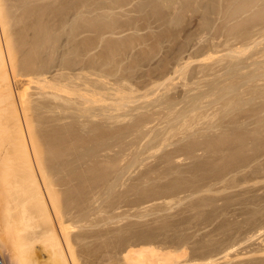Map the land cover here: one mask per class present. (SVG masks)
Listing matches in <instances>:
<instances>
[{"label": "rangeland", "instance_id": "374dc122", "mask_svg": "<svg viewBox=\"0 0 264 264\" xmlns=\"http://www.w3.org/2000/svg\"><path fill=\"white\" fill-rule=\"evenodd\" d=\"M14 1L17 10H14L17 12L14 19L19 24L17 22L14 29L17 32L13 31V36L17 34L14 38L22 40L23 44L14 40V43H19L17 48L23 51V55L24 51L30 54L31 49L32 55L29 56H36L37 65L41 63L40 60L43 62L41 65H46L44 61H47V68L43 66L46 68L44 75L47 80L54 79L58 83L61 78L63 84L68 81L69 85L76 84L81 88L76 89L73 85L69 88L65 83L63 86L72 91L71 95L60 92L63 87L61 85L59 90H53L54 94H62L66 99L60 95L62 100H59L57 94L58 100L56 97L48 98L51 101L47 105L52 106L47 107L49 126L46 131L53 136L60 132L56 137H60L57 139L61 140V147L79 153L77 157L80 158L81 167L92 166L90 168L93 172L89 168L88 172L93 176L92 185L98 190L92 188L94 192L100 191L95 193L96 196L94 194L95 201L97 196L100 198H97L96 209L99 210V201L102 199V203L105 195L109 200H104V204L108 206L109 203L111 206L108 208L102 203L100 209L104 206L105 210L109 209H103V212L109 211L108 218L111 214L114 220L115 217L123 218L118 219L124 225L127 219V226L137 217L138 222L141 215L148 216L144 220L148 219L146 222L149 224L156 225L158 220L164 222H160V225L158 223L160 229L157 227L154 231L156 226L146 225L145 222V227L143 217L141 225L145 228L137 223L135 226L140 225L141 229L136 226L129 231L123 225L124 230L115 229L119 231L117 234L112 227L118 225V221L108 220L103 215L105 213L99 210V214L95 210L97 212L94 211V217L99 218L96 221L107 219V226L113 230L103 233H112L110 237L116 234L112 237L114 239L104 235L114 247L108 246L107 238L95 234L94 252L102 255L100 259L94 253V256L97 255L95 258L100 259L97 262L123 264L124 251L128 245H140L139 242L146 244L145 241L153 244L154 241L155 246L164 250L171 247L174 250L184 248L188 253L186 259L179 260L177 264H197L206 260L211 264H264V0H200L202 3L199 0H194L196 3L193 0ZM244 7L246 10L251 8L254 14L243 10ZM55 24H59L60 28ZM51 25L59 28L57 32ZM48 26L51 27L50 31ZM42 27L46 30L43 33ZM24 44L28 51L23 48ZM29 56L26 54L25 57L29 59ZM31 63L28 64L32 67L30 69L35 70L36 63L33 66ZM64 78L70 79V82ZM34 85L32 92L35 91ZM88 88L92 96L88 95L89 92L85 95ZM79 95H82L81 98ZM66 101L77 102L73 103L80 106L83 104L86 109L78 111L77 108L82 107L73 106L70 102L64 104L72 106L69 112L62 104ZM75 107L77 111L74 112ZM87 108H90L89 111ZM55 111H62L61 116L66 118L58 121L51 119L57 116ZM56 126L61 127L59 132ZM86 162L88 165H85ZM104 165L108 167L105 169ZM100 169L103 173L108 169L105 176L102 173L104 177ZM84 173L81 181L85 178ZM168 201H173L172 205L169 203L171 207H180H167ZM114 205L116 207L112 208ZM126 212L132 220H128L130 218ZM164 212H169L167 216L170 213L173 216L174 213L179 214V218L175 214L173 219L176 221L178 218V221L184 223L175 222L172 216L168 217L169 220L164 217ZM122 213L127 217L124 218ZM99 215L106 219L103 220ZM150 218L155 222L150 220L151 223ZM109 221L116 223H111L112 226ZM171 221L173 224H170ZM105 222H99L104 225L101 228L99 223L94 228L107 227ZM122 222L119 223L120 228ZM119 226L116 228L119 229ZM150 227L155 228L150 230ZM157 233L167 235L164 238V234L158 236ZM104 242L108 243L109 248L105 247Z\"/></svg>", "mask_w": 264, "mask_h": 264}, {"label": "bare ground", "instance_id": "6f19581e", "mask_svg": "<svg viewBox=\"0 0 264 264\" xmlns=\"http://www.w3.org/2000/svg\"><path fill=\"white\" fill-rule=\"evenodd\" d=\"M167 1V0H166ZM197 1V0H196ZM213 1V0H212ZM254 1V0H253ZM262 1V0H261ZM185 2V1H184ZM193 2H195L193 0ZM200 2V0H199ZM197 2V3H199ZM204 2V1H203ZM14 3H16L14 0H0V264H113L112 262H97V255L98 253H96V251L94 252L95 248H94V239H96L95 237H97L96 235H110L107 232L109 230H112L111 227L109 228L108 225V221L107 219L112 221L113 219V215H109L108 216V212L107 209L111 206L108 203L105 205L104 204V200L108 202V197L104 195V197H107L104 199L103 198V205H105L106 207H108L105 210V206L103 207V209L105 210L103 212V209L101 210L100 207L102 208L103 205H101V200L99 201V210H101L104 215V217L106 216V218H102L103 216H101V218L106 221L104 224H106L107 227L100 229L102 226L99 222H104L102 220H97L98 217H94V211L98 210L95 207L98 203H97V198L100 199L98 196L96 199V201L94 200V194L96 192H94V189H97V187L93 184V181H91V179L93 178V176L91 177V173H89V169L90 171H92V166H86L84 167L86 171H84V168L81 167L82 165L79 164L80 162V158H78L77 156H79L77 154L76 151H71L70 149H64L63 147H61V140L59 141L60 137H56L57 134H59V129L61 127L56 126V129L58 130L59 133H55L56 135H48V132L46 131V128L49 126L48 122L49 120H47L49 117H47V103L51 100L48 101L49 99L55 98L60 100L61 98H63L62 94L61 98L60 95H58V93L56 92L54 94L53 90H59L58 88L62 87L64 84L61 81V78L59 81H57L58 83L54 82L50 79V81L54 82V84L52 82H50L49 80H47V76L44 75L45 69L47 68V61H44L46 59H44L45 57L43 56V61L44 63L46 62V68H43V64L41 65L42 60H40V58H38L37 60H40L41 63H38L37 65V61H36V56L33 55L35 57H31L29 56L31 54V51L29 50L30 54L26 51H24V55H23V51L20 48H17V46L20 44H22V40L19 41L18 39H15L17 37L14 38V36H16L17 34H14L15 26L17 25V22L15 21L16 18L15 17V12L14 10H16ZM187 3V1H186ZM196 3V2H195ZM202 3V1L200 2ZM199 3V4H200ZM256 3V2H255ZM118 4V3H117ZM169 4V3H168ZM191 4V3H190ZM194 4V3H193ZM188 5V4H187ZM195 5V4H194ZM193 5V6H194ZM197 5V4H196ZM239 5V4H238ZM242 5V4H241ZM250 5V4H249ZM247 5V8L248 6ZM257 5V4H255ZM169 6V5H168ZM172 6V4H171ZM198 6V5H197ZM201 6V5H200ZM209 6V5H208ZM207 7V6H206ZM213 7V6H212ZM243 7V6H242ZM189 8V6H188ZM202 8V7H201ZM234 8V7H233ZM239 8V7H238ZM241 8V7H240ZM250 8V7H249ZM197 9V8H196ZM205 9V7L203 8ZM236 9V8H235ZM251 9V8H250ZM246 10V8L244 7L243 10L251 11V10ZM262 9V8H261ZM147 10V9H146ZM149 10V9H148ZM210 10V9H209ZM230 10H232L230 8ZM229 10V12H230ZM256 10V9H255ZM258 10V9H257ZM263 10V9H262ZM17 11V10H16ZM79 11V10H78ZM199 11V8H198ZM235 12V10H233ZM237 11V10H236ZM238 11H240L238 9ZM253 11V10H252ZM251 11V13H252ZM204 12V10H203ZM202 12V14H203ZM207 12V11H206ZM217 12V11H215ZM242 12V11H241ZM246 12V13H247ZM259 13V10L257 11ZM261 12V10H260ZM263 12V11H262ZM209 13V12H208ZM227 13V12H226ZM232 13V12H231ZM229 13V14H231ZM238 13V12H237ZM249 13V12H248ZM247 13V14H248ZM257 13V14H258ZM241 14V13H240ZM244 14V12H243ZM254 14V13H252ZM204 15V14H203ZM234 15V14H232ZM231 15V17H232ZM239 15V14H238ZM246 16V15H245ZM250 16V15H248ZM247 16V17H248ZM213 17V16H211ZM225 17V16H224ZM242 17V15H241ZM240 17V18H241ZM246 17V18H247ZM260 17V16H259ZM263 17V16H261ZM229 18V17H228ZM249 18V17H248ZM257 18V17H255ZM264 18V17H263ZM14 19V21H13ZM212 19V18H211ZM224 19V18H223ZM250 19V18H249ZM254 19V17H253ZM238 20V19H237ZM248 20V19H247ZM246 20V21H247ZM255 20V19H254ZM260 20V19H259ZM207 21V20H206ZM212 21V20H211ZM216 21V20H215ZM226 21V20H224ZM234 21V20H233ZM14 22V23H13ZM59 22V21H58ZM68 22V21H67ZM205 22V21H204ZM208 22V21H207ZM206 22V23H207ZM210 22V20H209ZM221 22V21H220ZM231 22V21H230ZM245 22V21H243ZM16 23V24H15ZM61 23V22H60ZM238 23V22H237ZM240 23V22H239ZM19 24V22H18ZM215 24V23H214ZM56 25V24H55ZM42 25L38 26L41 27ZM59 27V24L56 25ZM74 26V25H73ZM76 26V24H75ZM74 26V27H75ZM90 26V25H89ZM203 26V25H202ZM232 26V25H231ZM239 26V25H237ZM242 26V25H241ZM52 29L55 28V26L51 25ZM50 27V28H51ZM208 27V26H207ZM206 27V28H207ZM211 27V24H210ZM248 27V26H247ZM42 33L45 28L42 27ZM48 26L47 29H49V31L51 30ZM60 28V27H59ZM59 28H55L54 30L57 32V30ZM64 28V27H63ZM241 28V27H240ZM57 29V30H56ZM71 29V28H70ZM73 29V28H72ZM231 29V28H230ZM238 28H236L237 30ZM33 30V29H32ZM76 30V29H75ZM239 30V29H238ZM14 31V32H13ZM40 30L38 29V32ZM54 31V33H56ZM48 33V32H47ZM242 33V32H241ZM123 34V33H122ZM244 34V33H243ZM47 35V34H46ZM56 35V34H55ZM58 35V34H57ZM235 35V34H234ZM233 35V36H234ZM49 36V35H47ZM38 37V36H37ZM43 37V36H42ZM41 37V38H42ZM22 38V37H21ZM44 38V37H43ZM46 38V37H45ZM202 38V37H201ZM200 38V39H201ZM231 38V37H230ZM239 38V37H238ZM67 39V38H66ZM255 39V38H253ZM19 41V43H14L15 41ZM45 40V39H44ZM47 40V39H46ZM50 40V39H48ZM75 40V39H74ZM24 41V40H23ZM41 41V39H40ZM198 41V40H197ZM251 41V38H250ZM37 42V41H36ZM118 42V41H117ZM131 42V41H130ZM252 42V41H251ZM250 42V43H251ZM255 42V41H254ZM26 43V42H24ZM29 42H27L28 44ZM39 43V42H38ZM43 44L45 42H42ZM41 43V46H42ZM16 44V45H15ZM26 44V45H27ZM37 43H35L36 46ZM48 44V43H46ZM51 44V43H50ZM54 44V43H53ZM123 44V43H121ZM225 44V43H224ZM23 45V44H22ZM39 45V44H38ZM52 45V44H51ZM22 48V46H19ZM34 47V46H33ZM40 47V46H39ZM43 47V46H42ZM41 47V48H42ZM47 47V46H46ZM50 47V46H49ZM238 47V46H237ZM236 47V48H237ZM248 47L250 48V45H248ZM248 47H246L247 49H249ZM23 48H28L24 47ZM30 48V47H29ZM40 48V53L43 54V52L41 51ZM215 48V47H212ZM240 48V47H239ZM243 48H245V46H243ZM245 48V49H246ZM18 49V50H17ZM34 49V48H32ZM39 49V48H38ZM44 49V48H43ZM53 49V48H52ZM55 49V48H54ZM124 49V48H123ZM219 49V48H218ZM244 49V51H245ZM22 52V55H20ZM24 50V49H23ZM36 50V47H35ZM51 50V49H50ZM58 50V48H57ZM56 50V51H57ZM118 50V49H117ZM192 50V49H191ZM232 50V49H231ZM234 50V49H233ZM240 50H242L240 48ZM28 51V49H27ZM39 51V50H38ZM77 51V50H76ZM236 51V50H235ZM34 52V51H33ZM32 52V53H33ZM54 52V51H53ZM75 52V51H74ZM73 52V53H74ZM234 52V51H233ZM238 52V51H236ZM246 52V51H245ZM20 53V54H19ZM39 53V52H38ZM76 53V52H75ZM74 53V54H75ZM224 53V52H223ZM222 53V54H223ZM240 53V52H239ZM242 53V52H241ZM244 53V52H243ZM29 56L28 58L30 59V57L32 59H30L31 61H29V59H27L25 56ZM66 54V53H65ZM238 54V53H237ZM32 55V54H31ZM40 55V54H39ZM38 55V56H39ZM45 55V54H44ZM67 55V54H66ZM108 55V54H107ZM23 56V57H22ZM41 56V55H40ZM47 56V55H46ZM105 56V55H104ZM111 57V55H110ZM263 57V56H262ZM49 58V57H48ZM116 58V57H115ZM188 58V57H187ZM264 58V57H263ZM27 59V60H26ZM33 59L35 60L33 62ZM42 59V56H41ZM105 59V58H104ZM200 59V58H199ZM68 60V59H67ZM108 60V57L107 59ZM33 65L38 66L37 69H39V67L43 68V69H39V71H35L36 69V65H35V70L33 68L30 69L29 67V62ZM38 61V62H40ZM70 61V60H68ZM74 61V60H73ZM109 61V60H108ZM106 61V62H108ZM250 61V60H249ZM224 62V61H223ZM69 64V62H67ZM91 63V62H90ZM222 63V62H221ZM50 64V63H49ZM72 64V63H71ZM74 64V63H73ZM253 64V63H252ZM51 65V64H50ZM49 65V66H50ZM65 65V64H64ZM182 65V64H181ZM251 65V64H250ZM66 66V65H65ZM68 66V65H67ZM62 67V66H61ZM64 67V66H63ZM62 67V68H63ZM75 67V66H74ZM212 67V66H211ZM32 68V67H31ZM83 68V67H82ZM90 68V67H88ZM257 69V68H256ZM49 70V69H48ZM83 69H81L82 71ZM89 70V69H88ZM91 70V69H90ZM89 70V71H90ZM35 71V72H34ZM92 71V70H91ZM259 71V70H258ZM47 72V70H46ZM239 72V71H238ZM237 72V73H238ZM49 73V72H48ZM88 73V72H87ZM46 74V73H45ZM77 75V74H76ZM63 76V75H62ZM81 76V75H80ZM228 76V75H227ZM52 77V76H51ZM76 77V76H75ZM90 77V76H89ZM103 77V76H102ZM168 77V76H167ZM238 77V76H237ZM49 78V76H48ZM78 77H76V79H78ZM84 78V76H83ZM106 78V77H105ZM63 79V77H62ZM65 79V78H64ZM235 79V78H234ZM57 80V79H55ZM65 80H69L70 79H65ZM61 81V84H60ZM86 84V81H84ZM32 84H35L34 86V90L32 92L33 86ZM53 84V85H52ZM223 84V83H222ZM61 85V86H60ZM67 87L69 85V83L66 84ZM73 86L77 87L76 89H79L78 86H76V84H72ZM69 85V88L72 86ZM88 85V83H87ZM90 85V83H89ZM95 85V84H94ZM122 85V84H121ZM60 86V87H59ZM65 86V85H64ZM62 87V89L60 90V92H65L66 94L68 93L69 95L70 92H72L71 90H68L67 87ZM81 86V85H80ZM92 86V85H91ZM32 87V88H31ZM104 87V86H103ZM102 87V88H103ZM106 87V86H105ZM149 87V86H148ZM218 88V87H217ZM52 89V91H51ZM81 89V88H80ZM79 89V90H80ZM87 89V88H86ZM92 89V87L90 88ZM104 89V88H103ZM48 90H50L48 92ZM73 90V88H72ZM83 90V89H82ZM102 90V89H101ZM144 90V89H143ZM231 90V89H230ZM77 91V90H76ZM91 92V90L85 92V95H87L86 93ZM59 92V91H58ZM78 92V91H77ZM76 92V93H77ZM82 93H84L83 91H81ZM89 92L88 95H91ZM114 92V91H113ZM75 93V92H74ZM72 93V94H74ZM81 93V94H82ZM94 93V92H93ZM126 93V92H125ZM58 96H57V95ZM64 94V93H63ZM67 94V95H68ZM53 95V96H52ZM55 95V96H54ZM84 95V94H83ZM94 95V94H93ZM117 95V94H116ZM244 95V94H243ZM49 96V97H48ZM66 96V95H65ZM82 96V95H81ZM81 96L79 95V97L81 98ZM92 96V95H91ZM90 96V97H91ZM52 97V98H51ZM89 97V96H88ZM89 97V98H90ZM94 97V96H93ZM98 97V96H97ZM112 97V96H111ZM69 98V97H67ZM57 99V100H58ZM63 99H66V97H64ZM71 99V98H70ZM79 99V98H78ZM84 98H82V102ZM86 99V98H85ZM107 99V98H106ZM206 99V98H205ZM229 99V98H228ZM62 100V99H61ZM75 100V98H74ZM95 100V99H94ZM93 100V101H94ZM103 100H105V98H103ZM55 101V100H54ZM81 101V100H79ZM88 100H86L85 102H87ZM63 102V101H62ZM73 106H80L78 104H74L77 102H72L70 101ZM69 102V103H70ZM95 102V101H94ZM68 103L67 101L65 103H62L65 110H67V108L72 109L71 107H67L64 104ZM68 103V104H69ZM80 103V102H79ZM60 104V103H58ZM61 104V105H62ZM82 104V103H81ZM86 104V103H85ZM93 104V103H92ZM96 104V102H95ZM89 104H87L88 106ZM94 105V104H93ZM144 105V104H143ZM142 105V106H143ZM165 105V104H164ZM231 105V104H230ZM52 106V105H50ZM49 106V107H50ZM56 106V105H54ZM53 106V107H54ZM58 106V105H57ZM85 106V105H84ZM106 106V104H105ZM62 107V106H60ZM75 107V111H77L78 109H81L82 111H84L83 109V104L80 106L82 108H77ZM93 107V106H91ZM90 107V108H91ZM104 107V106H103ZM116 107V106H115ZM119 107V105H118ZM51 108V107H50ZM77 108V110H76ZM89 108V109H90ZM49 109V108H48ZM52 109H56V108H52ZM51 109V110H52ZM57 109L59 110V108L57 107ZM61 109V108H60ZM70 109L68 110L70 112ZM74 109V108H73ZM89 109L87 108V111H89ZM108 109V107H107ZM117 109V108H116ZM155 109V108H154ZM50 110V109H49ZM48 110V111H49ZM103 110V109H102ZM105 110V108H104ZM103 110V111H104ZM118 110V109H117ZM138 110V109H137ZM141 110V109H140ZM161 110V109H160ZM63 111V110H62ZM61 111V112H62ZM67 111V113H69ZM72 111V110H71ZM80 111V110H78ZM81 111V112H82ZM86 111V110H85ZM166 111V110H165ZM210 111V110H209ZM57 112V116H55V118H51V119H56L58 120H64L63 118L66 116H61V112L59 113ZM66 112V111H63ZM91 112V111H90ZM89 112V113H90ZM115 112V111H114ZM147 112V111H146ZM175 112V111H174ZM54 113V112H53ZM66 113V114H67ZM73 113V111H72ZM85 113V112H84ZM104 113V112H103ZM50 114V113H49ZM65 114V115H66ZM86 114V113H85ZM88 114V113H87ZM169 114V113H168ZM55 115V114H54ZM76 115V114H75ZM171 115V114H170ZM178 115V114H177ZM68 116H70V113L68 114ZM67 116V117H68ZM73 116V115H72ZM112 116V115H111ZM181 116V115H180ZM216 116V115H215ZM84 117V116H83ZM88 117V116H87ZM189 117V116H188ZM74 118V117H73ZM122 118V117H121ZM132 118V116H131ZM203 118V117H202ZM125 119V118H124ZM55 120V121H56ZM108 123V122H107ZM160 123V122H159ZM54 126V125H53ZM205 126V125H204ZM105 127V125H104ZM143 127V126H142ZM103 128V127H101ZM191 128V127H190ZM105 129V128H104ZM170 129V128H169ZM174 129V128H173ZM208 129V128H207ZM52 130L54 131V129L52 128ZM103 130V129H102ZM56 131V130H55ZM54 131V132H55ZM168 132V131H167ZM172 132V131H171ZM150 134V132H149ZM59 136V135H58ZM102 137V136H101ZM59 138V139H57ZM78 138V137H77ZM129 139V138H128ZM162 139V138H161ZM165 140V139H164ZM76 141V140H75ZM87 141V140H86ZM92 141V140H91ZM145 141V140H144ZM74 142V141H73ZM78 142V141H77ZM164 142V141H163ZM75 143V142H74ZM63 144V143H62ZM163 145V144H162ZM91 147V146H90ZM91 149V148H89ZM156 149V148H155ZM154 150V149H153ZM92 151V149H91ZM124 151V150H123ZM93 152V151H92ZM151 155V154H150ZM183 157V156H182ZM120 159V157H118ZM123 159V158H121ZM180 159V158H179ZM89 160V159H88ZM177 160V159H176ZM181 160V159H180ZM92 161V160H91ZM90 161V162H91ZM107 161V160H106ZM126 161V160H125ZM89 162V163H90ZM122 163V160L120 161ZM115 163V162H114ZM87 164V162L85 163V165ZM92 164V162L90 163V165ZM110 164V163H109ZM106 164V165H109ZM112 164V163H111ZM88 165V164H87ZM84 166V165H83ZM97 166V165H96ZM101 166V165H100ZM118 166V165H117ZM122 166V164L120 165ZM162 166V165H161ZM83 169H81V168ZM99 167V166H97ZM105 169L108 167H106L105 165L103 166ZM102 168V167H101ZM103 168V170H104ZM141 168V167H140ZM114 169V168H113ZM119 169V168H118ZM83 170L85 175V178L89 181L87 183V180L84 178L82 181L81 179L83 177H81L80 172ZM102 169H100L101 171ZM102 170V171H103ZM108 170V169H107ZM106 170V171H107ZM111 170V167H110ZM122 170V167H121ZM97 171V170H96ZM99 171V172H100ZM101 173V176L104 177L106 174L104 171ZM112 171V170H111ZM93 172V171H92ZM114 172V171H113ZM117 172V170H116ZM119 172V171H118ZM89 173V174H88ZM98 173V174H100ZM103 173V175H102ZM121 173V172H120ZM124 173V172H123ZM95 174V173H94ZM112 174V173H111ZM110 174V177H112ZM90 175V176H89ZM116 175V174H115ZM83 176V175H82ZM100 176V177H101ZM122 176V175H121ZM131 176V175H130ZM81 177V178H80ZM101 177V178H102ZM107 177V176H106ZM115 177V176H114ZM113 177V178H114ZM108 178V177H107ZM116 178V177H115ZM129 178V177H128ZM100 179V178H99ZM93 180V179H92ZM105 180V179H104ZM85 181V182H84ZM91 181V182H90ZM108 181V179H107ZM100 183V182H99ZM112 183V182H111ZM109 183V184H111ZM122 184V182H119V184ZM102 184V183H101ZM116 184V183H115ZM118 184V183H117ZM118 184V185H119ZM104 185V184H103ZM108 185V184H107ZM220 185V184H219ZM94 187V189L92 188ZM96 187V188H95ZM103 187V186H102ZM110 187V186H109ZM112 187V184H111ZM121 188V187H120ZM111 189V188H110ZM98 190V189H97ZM104 190V189H103ZM201 190V189H200ZM102 191V189H101ZM105 191H106V187H105ZM108 189H107V193H108ZM94 192V193H93ZM100 192V191H99ZM98 192V193H99ZM104 193V191H103ZM95 194V196H96ZM199 194V193H198ZM183 195V194H182ZM112 196V194H111ZM110 196V197H111ZM113 197V196H112ZM108 199V200H106ZM124 199V198H123ZM171 199V198H170ZM168 199V200H170ZM111 200V198H110ZM117 200V199H115ZM120 200V199H119ZM145 200V199H144ZM150 200V199H149ZM165 200V199H164ZM163 200V201H164ZM177 200V199H176ZM113 201V200H112ZM141 201V200H140ZM148 201V200H146ZM166 201V200H165ZM95 202V203H94ZM105 202V203H107ZM131 202V201H130ZM171 202V203H170ZM173 201H168V206L171 207ZM97 203V204H96ZM116 203V202H114ZM120 203V202H119ZM134 203V202H133ZM138 203V202H137ZM162 203V202H161ZM164 203V202H163ZM165 203V204H167ZM169 203L171 205H169ZM121 204V203H120ZM153 204V203H152ZM174 204V203H173ZM180 201H179V205H180ZM127 206V205H126ZM144 206V205H143ZM166 206V205H165ZM177 205H175L176 207ZM182 206V205H181ZM186 206H188L186 204ZM95 207V209H94ZM116 207V205L112 206V208ZM119 207V206H118ZM117 207V208H118ZM146 207V204H145ZM150 207V206H148ZM169 207V208H170ZM174 207V206H173ZM171 207V208H173ZM174 207V208H175ZM180 207V206H178ZM176 207V208H178ZM183 207V206H182ZM190 207V205H189ZM111 208V210H112ZM120 208V207H119ZM134 208V207H133ZM141 208V207H140ZM147 208V207H146ZM170 208V209H171ZM173 208V209H174ZM188 208V207H187ZM121 209V208H120ZM129 209V208H128ZM153 209V208H152ZM190 209V208H189ZM98 210V211H99ZM109 210V209H108ZM110 210V211H111ZM123 209H121L122 211ZM125 210V209H124ZM143 210V208H142ZM154 210V209H153ZM172 210V209H171ZM171 210H168L169 212H171ZM99 211L98 213L101 214ZM113 211V210H112ZM129 211V210H128ZM127 211V212H128ZM133 211V210H132ZM164 211V210H163ZM167 211V210H166ZM97 212V211H95ZM119 211H117L116 213H118ZM126 212V214H127ZM145 212V211H144ZM156 212V211H155ZM158 212V211H157ZM167 212V213H169ZM186 212V211H185ZM188 212V211H187ZM107 213V215H106ZM112 213V212H111ZM115 213V211H114ZM121 213V212H120ZM159 213V212H158ZM165 213V212H164ZM165 213V215L167 214ZM174 213V212H173ZM139 214V213H138ZM143 214V213H142ZM149 214V213H148ZM151 214V213H150ZM153 214V212H152ZM163 214V213H162ZM177 213H174V216ZM185 214V213H184ZM97 215V214H96ZM95 215V216H96ZM119 215V214H118ZM122 215H124V213H122ZM129 215V214H127ZM133 215V214H131ZM141 215V214H139ZM164 215V214H163ZM171 217V219H173V214L171 215V213L169 214ZM178 218H179V214ZM176 215V216H177ZM192 215V214H191ZM98 216V215H97ZM115 216V215H114ZM120 216V215H119ZM157 216V215H156ZM159 216V215H158ZM170 216H164V217H170ZM112 217V218H111ZM127 216L124 215V218H126ZM134 217V216H133ZM136 217V216H135ZM141 217L143 218L144 215ZM145 217H148L145 215ZM145 217L143 218V220L145 219ZM151 217V215L149 216ZM153 217V216H152ZM163 217V216H162ZM161 217V219H162ZM185 217V216H184ZM190 217V216H189ZM100 218V219H101ZM119 218V217H118ZM116 219L114 221H118V225L115 224L114 222H110L109 221V225L111 223H114L115 225L119 226V223H121L122 221H119V219ZM128 220H132L130 217V215L128 216ZM139 218V217H137ZM133 219V221H131L128 223V226L131 225L130 227L127 226V219L124 221L126 225H124V223L122 222L121 228L119 226V229H117L115 227V225L113 226L112 224V228H114V232L116 230H124V226L127 227V230H131V227H135V224L140 223L141 225V221L142 218L139 219V221L137 222L138 219ZM160 218V217H159ZM157 218V219H159ZM166 218V219H167ZM177 218V219H178ZM182 218V217H181ZM186 218V217H185ZM99 219V218H98ZM123 219V218H122ZM121 219V220H122ZM155 220H157L156 218H154ZM169 220H171L170 218H168ZM167 219V220H168ZM176 219H173L175 222H181L184 223L182 221H178ZM184 219V218H183ZM188 219V218H186ZM191 219V218H190ZM148 221V219H146ZM146 220H144V225ZM152 221L153 219L150 218L149 221ZM166 220V221H167ZM172 220V221H173ZM180 220V219H179ZM150 221V222H151ZM154 221V220H153ZM171 221V222H172ZM185 221V219L183 220ZM192 221V220H191ZM97 222V223H96ZM155 222V221H154ZM161 222V220H160ZM160 222L158 220V222H156V225L153 224H149L148 222H146V225L149 224L150 226H156L155 227H150L149 229L151 230L152 228L155 230H157V227H159ZM99 223V224H98ZM132 223H134L132 226ZM153 223V222H151ZM159 223V225H158ZM101 225L100 228L97 227L96 229L94 227H96V225ZM143 224V223H142ZM155 224V223H154ZM161 224H164V222H161ZM170 224H173L170 223ZM169 224V225H170ZM194 224V223H192ZM124 225V226H123ZM139 225V224H138ZM139 225V226H140ZM145 225V227H146ZM186 225V224H185ZM123 226V229H122ZM137 226V227H139ZM143 225H141L140 227H142ZM165 226V225H164ZM161 225V227H164ZM139 227V228H140ZM144 227V226H143ZM144 227V228H145ZM167 227V226H165ZM164 227V228H165ZM173 227V226H172ZM178 227V226H177ZM184 227V225H183ZM130 228V229H129ZM134 228V229H135ZM148 228V227H147ZM181 228V227H180ZM185 228V227H184ZM116 229V230H115ZM132 228V231L134 230ZM141 229V228H140ZM152 229V230H153ZM160 229V227L158 228V230ZM179 229V227H178ZM104 230V231H103ZM112 230V231H113ZM126 230V229H125ZM139 230V229H138ZM144 230V229H143ZM162 230V229H161ZM160 230V231H161ZM185 230V229H184ZM102 233V234H98ZM107 231L105 234L103 232ZM128 231V232H129ZM146 231V229H145ZM164 231V230H162ZM169 229H167V233H168ZM179 231V230H178ZM177 231V232H178ZM186 231V230H185ZM261 231V230H260ZM97 232V233H96ZM127 232V231H125ZM134 232H136L134 230ZM166 232V230L164 231ZM115 233H119V231H116ZM114 233V234H115ZM137 233V232H136ZM155 233V232H154ZM96 234V235H95ZM114 234L112 235V237L114 236ZM126 234V233H124ZM133 232L131 233L132 236ZM138 234V233H137ZM158 234V233H157ZM164 234V235H163ZM162 235L164 236V238L166 237L165 233H163ZM170 234V233H169ZM172 234V233H171ZM116 235V234H115ZM139 235V234H138ZM136 235V236H138ZM161 234H158V236H160ZM161 235V236H162ZM187 235V234H186ZM258 235V234H257ZM95 236V237H94ZM109 236V237H110ZM119 236V235H118ZM125 236V235H124ZM127 236V235H126ZM156 236V234H155ZM169 236V235H168ZM105 239L107 238L108 243H109V238L104 236ZM110 237V239H114ZM121 239H123V236ZM129 237V235L127 236ZM144 237V236H143ZM175 237V236H174ZM173 237V238H174ZM255 237V236H254ZM118 238V237H117ZM163 238V237H162ZM163 238V239H164ZM168 238V237H167ZM171 238V237H170ZM169 238V239H170ZM177 238V237H175ZM187 237H185L186 239ZM102 239V237H101ZM146 239V238H145ZM156 239V238H155ZM160 239V238H159ZM184 239V238H183ZM253 239V238H252ZM144 240V239H143ZM98 241V240H95ZM103 241V240H102ZM130 241V239H129ZM141 241V240H140ZM151 241V240H150ZM162 242L164 240H161ZM245 241V240H244ZM100 242V241H98ZM97 242V243H98ZM138 242V241H137ZM144 242V241H142ZM146 244H141V242H139L140 245H126L127 248L124 251V263L123 264H177L179 262V260L184 259L186 257V255L188 253H186L187 251L183 248L180 249L181 247L175 248V250L173 249V247L168 248L169 250H164L161 247L155 246L154 245V241L153 244L145 241ZM157 242V240H156ZM155 242V243H156ZM184 242V241H183ZM96 243V242H95ZM96 243V244H97ZM105 243V242H104ZM107 243V242H106ZM105 243V247H107V244ZM111 243V242H110ZM111 247H114L113 243H111ZM120 244V242H118ZM134 243V242H133ZM182 243V242H181ZM243 243V242H242ZM100 244V243H99ZM138 244V243H136ZM165 244V243H164ZM163 244V245H164ZM186 244V243H185ZM184 244V245H185ZM101 245V244H100ZM158 245V244H156ZM96 247V245H95ZM99 247V246H98ZM101 248V246H100ZM105 248V249H106ZM125 248V247H124ZM114 249V248H113ZM173 249V250H172ZM230 249V248H229ZM233 249V248H232ZM107 250V249H106ZM116 249H114L115 251ZM101 251V249H100ZM98 250V252H100ZM105 252V251H104ZM107 252V251H106ZM118 252V251H117ZM94 253L95 256H94ZM110 253V252H107ZM105 253V254H107ZM112 253V252H111ZM121 253V252H120ZM119 253V254H120ZM123 253V252H122ZM118 254V255H119ZM225 254V253H224ZM98 258L102 255L99 253L98 254ZM107 257V255H105ZM115 256V255H114ZM100 257V259H101ZM112 257V256H111ZM204 257V256H202ZM209 257V256H208ZM207 258V257H206ZM205 258V259H206ZM96 259V260H95ZM99 259V260H100ZM107 259V258H106ZM186 259V258H185ZM204 259V258H203ZM204 259V260H205ZM208 259V258H207ZM210 259V258H209ZM232 259V258H231ZM95 260V261H94ZM98 260V261H99ZM119 260V258H118ZM203 260V261H204ZM128 261H132V262H128ZM186 261V260H185ZM212 261V260H211ZM122 262V261H121ZM118 263V262H117ZM193 263V262H192ZM116 264V263H115ZM121 264V263H119ZM197 264H211V262H209V260L204 261V262H197Z\"/></svg>", "mask_w": 264, "mask_h": 264}]
</instances>
